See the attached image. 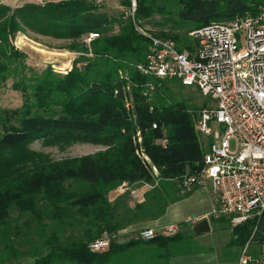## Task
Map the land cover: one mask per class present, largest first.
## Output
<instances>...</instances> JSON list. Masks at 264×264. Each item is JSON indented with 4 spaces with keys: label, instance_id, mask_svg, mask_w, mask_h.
Wrapping results in <instances>:
<instances>
[{
    "label": "trees",
    "instance_id": "1",
    "mask_svg": "<svg viewBox=\"0 0 264 264\" xmlns=\"http://www.w3.org/2000/svg\"><path fill=\"white\" fill-rule=\"evenodd\" d=\"M138 3L139 19L170 15L171 31H184L159 35L174 41L180 52H194L190 32L247 12L255 15L259 5L257 0ZM102 7L90 0L43 7L0 4V89L12 79V88L23 97L19 108H0V242L6 241L12 209L31 215L28 227L39 226L43 241L28 251L31 264H167L176 244L192 236L185 222L178 223L181 231L175 236L150 241L137 233H119L160 219L170 205L184 199L188 193L178 183L187 173L203 171L206 151L195 130L198 108L173 99L168 86L170 81L182 83L142 75L138 66L146 62L149 41L131 21L111 19ZM22 30L71 41L81 57L67 74L52 66L38 72L14 45ZM90 32L101 37L87 46L83 37ZM37 140L67 145L84 141L106 150L45 162L29 149ZM123 184H145L151 190L141 203L131 204L129 193L111 200L109 193ZM74 187L80 191L73 193ZM104 234L111 236L110 248L92 252L90 243ZM233 234L241 248L252 240L260 249L264 213L234 227ZM19 257L11 245L0 246V264H15Z\"/></svg>",
    "mask_w": 264,
    "mask_h": 264
},
{
    "label": "built area",
    "instance_id": "2",
    "mask_svg": "<svg viewBox=\"0 0 264 264\" xmlns=\"http://www.w3.org/2000/svg\"><path fill=\"white\" fill-rule=\"evenodd\" d=\"M90 1L97 5L106 2ZM119 1L127 5L124 19L131 21L138 35L150 43L146 62L138 66L139 72L195 87L214 103V107L200 111L195 123L198 136L209 139L204 169L198 175L183 176L182 189L210 180L216 193L212 215L227 217L233 228L261 217L264 213V5H258L255 15L247 12L192 31L191 36L198 41L196 49L180 52L174 41L153 35L142 26L137 17V0ZM50 2L53 1L23 0L18 7L25 4L43 7ZM100 37V33L90 32L83 37V43L90 46ZM138 140L141 142V138ZM232 141L236 142L235 150L231 149ZM166 142L164 139L162 145ZM154 171L157 174L155 168ZM128 189V184L119 187L122 193ZM131 194H137V190H131ZM207 218L197 216L185 223L198 224ZM180 231V225L171 224L145 228L137 235L150 241L172 237ZM251 244L252 240L242 248L237 264H264V244L258 255L250 252ZM110 245L111 236L104 234L91 242L89 248L100 253Z\"/></svg>",
    "mask_w": 264,
    "mask_h": 264
},
{
    "label": "rangeland",
    "instance_id": "3",
    "mask_svg": "<svg viewBox=\"0 0 264 264\" xmlns=\"http://www.w3.org/2000/svg\"><path fill=\"white\" fill-rule=\"evenodd\" d=\"M138 1L139 0H137V2ZM257 2L264 5V0H257ZM19 5L20 4L16 5V7ZM126 9L127 5L123 2H120L119 0H106L102 7V11L106 13L109 18H121L122 21H128L127 19H124ZM140 20L142 21V26L147 28L150 33L156 36H159L162 33H168L169 35L173 33H184L182 30L171 31L173 23H170V15L164 17L156 13L149 19ZM114 30L115 32H118L119 25L116 24L114 26ZM188 43L194 50L198 45V41L191 36V32L188 34ZM14 45L16 48L27 54L28 65L33 67L38 72L43 71L48 66H52L56 72L67 74L70 70H72L74 61L78 57H81V53H78L76 50L72 49L74 43L71 41L40 36L25 30H22L16 35L14 39ZM12 84L13 80L10 79L7 81L6 85L0 89V108L14 109L22 106L23 97L21 93L15 91L12 88ZM168 86L170 92L173 94V99L185 101L188 103V105L198 108L197 119L199 117L200 111L203 108L214 107V103L210 99L202 96L199 90L195 87H186L183 84H178L173 81H170ZM199 142L202 149L207 151L209 148V139L199 136ZM29 149L39 154V158H42L45 162H60L67 159H75L93 155L100 151L106 150L102 145L84 141H77L67 145L47 143L45 140H37L33 142L29 145ZM231 149H236L235 141L231 142ZM182 180L183 178L178 183L180 187ZM200 183H202V181H198L192 187L184 189V192H191L195 186L199 185ZM140 185L141 184L134 186L128 185V191H125L123 194L129 193L130 195V190L136 189V187ZM148 189L151 190V188ZM73 190V193L80 191V189H77L76 187H74ZM115 195H121L118 191V188L109 193L108 196L112 200ZM184 207L187 209L188 214H190L188 219L197 217V215L191 212V210L194 209L192 205H186ZM210 216L207 218V220L211 226V231L206 234L207 237L204 238V240L195 242L193 238L197 237V235L192 232V236L185 238L180 244L177 243L176 245L179 246L176 249L173 248V251L179 254H199L201 252L206 253L208 254L207 264H237L242 248L238 244L234 243L235 237L233 234V226L230 220L227 217L212 215V212ZM31 217V215L23 214L14 208L11 211L10 221L8 225L5 226L7 238L4 244L0 242V246L2 250L9 245L15 249L17 256H20L15 264H31L32 261L30 260L31 258L29 256V252H32L35 247L42 245L43 241L40 239L38 232L39 226L35 227L32 225V228L28 227V221H31ZM44 223L51 226L53 225V223H50L49 220H44ZM45 236L48 237L49 232H45ZM259 251V246L255 243H252L250 252L254 255L259 253Z\"/></svg>",
    "mask_w": 264,
    "mask_h": 264
},
{
    "label": "crops",
    "instance_id": "4",
    "mask_svg": "<svg viewBox=\"0 0 264 264\" xmlns=\"http://www.w3.org/2000/svg\"><path fill=\"white\" fill-rule=\"evenodd\" d=\"M21 1L23 0H0V4L14 8L16 7V5L20 4ZM51 1L58 2L62 0H51ZM134 185H137V184H134ZM119 187H118V191H119ZM148 188H151V187L149 185L141 184L140 186L136 187V189H131V190H137V194H134V195L131 194V190H130L131 204L143 202L145 199V193L149 191ZM119 193L122 195L124 192L122 193L119 191ZM186 205H192L194 207V209L191 210V212L194 213L195 215L209 217L212 212V209L216 205V193H215L212 182L210 180H202V183L197 185L191 192H188V195L184 199L170 205L167 208L166 214L160 219L155 220V221L132 225L128 227L127 229L120 231V234L125 235V234H131V233H138L142 228H145V227L156 228V227H162L165 225L178 224L181 222H185L189 218V215H190L188 214L187 209H185L184 207ZM198 224L190 225L189 223L187 224L185 223V226H184V228L186 229L185 231H191L197 234L195 230ZM210 231H211V226H210ZM206 234H198L197 237L193 238V240L195 242H198V241L200 242L204 240V238L207 237ZM207 255L208 254L202 253V252L199 254L198 253H188V254L176 253L173 256H171L167 264H207Z\"/></svg>",
    "mask_w": 264,
    "mask_h": 264
},
{
    "label": "water",
    "instance_id": "5",
    "mask_svg": "<svg viewBox=\"0 0 264 264\" xmlns=\"http://www.w3.org/2000/svg\"><path fill=\"white\" fill-rule=\"evenodd\" d=\"M209 231H210V226L207 219L199 223L195 230L197 234H206Z\"/></svg>",
    "mask_w": 264,
    "mask_h": 264
}]
</instances>
